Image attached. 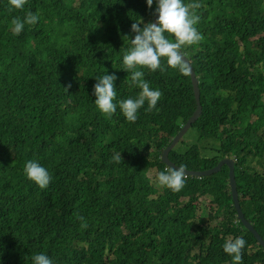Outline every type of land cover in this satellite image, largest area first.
Returning a JSON list of instances; mask_svg holds the SVG:
<instances>
[{"label": "trees", "instance_id": "16d2710c", "mask_svg": "<svg viewBox=\"0 0 264 264\" xmlns=\"http://www.w3.org/2000/svg\"><path fill=\"white\" fill-rule=\"evenodd\" d=\"M183 2L201 4L195 27L203 40L184 51L202 113L191 127L198 141L181 140L169 159L190 171L234 159L240 208L264 239V0ZM9 8L0 0V264H33L39 253L53 264H232L223 245L236 237L247 241L243 264H264V250L237 219L227 166L187 177L180 192L158 194L148 177L166 169L163 151L197 108L190 75L143 69L162 99L150 112L145 103L135 123L119 109L140 92L123 70L131 25L152 22L156 0L151 9L146 0ZM29 11L40 19L14 36L11 20ZM104 74L117 76L111 119L94 103ZM116 153L119 164L110 162ZM29 160L50 173L47 189L26 177ZM201 198L210 201L198 214Z\"/></svg>", "mask_w": 264, "mask_h": 264}, {"label": "clouds", "instance_id": "9594fccd", "mask_svg": "<svg viewBox=\"0 0 264 264\" xmlns=\"http://www.w3.org/2000/svg\"><path fill=\"white\" fill-rule=\"evenodd\" d=\"M26 3L27 0H9V10L11 11L13 8L22 10ZM146 3L148 8L151 9L154 0H146ZM200 7L201 4L196 2L185 4L183 0H156V8L153 13L157 16L156 21L144 23L141 19L140 22H134L131 25V31L135 35L133 39L129 40L130 47L126 49L123 56V70L130 75L131 84L138 87L140 92L135 99L128 98L118 102L119 109L128 122L135 123L137 121L138 110L145 103H147L146 111L155 110L158 101L163 97V93L159 89H153L150 82L144 79L145 72L143 69L152 72L158 70L164 73L170 68L183 76L190 75L191 66L184 48L196 45L203 40L202 34L195 27L201 19L196 12ZM39 19L40 17L31 11L23 19L19 16L14 17L11 20L12 34L14 36L20 35L25 25H36ZM141 24H143L142 27ZM169 36L174 37V39H170ZM116 79L115 74H104L96 78L97 83L93 86V94L96 96L94 103L107 119H111L117 111V103H114L117 95L114 83ZM70 87L69 84L64 90L68 92ZM177 145L175 148H177ZM110 162L121 163V153L114 154ZM24 172L26 177L35 182L40 189L44 190L49 187L52 177L38 161H27ZM187 177L191 176H187L184 165H181L178 169L166 166V169L157 175L159 188L156 184L153 186L159 191L158 194H161L160 191L163 187L173 192H180L186 186ZM76 218L81 221L82 229L88 227L84 217L77 214ZM246 244L247 241L242 237L229 238L225 241L223 250L232 257V264H243V250ZM32 261L33 264H53V261L44 253L34 255Z\"/></svg>", "mask_w": 264, "mask_h": 264}, {"label": "water", "instance_id": "95a60500", "mask_svg": "<svg viewBox=\"0 0 264 264\" xmlns=\"http://www.w3.org/2000/svg\"><path fill=\"white\" fill-rule=\"evenodd\" d=\"M157 19V16H153L152 22H155ZM188 59V57H187ZM189 64L191 66V71H190V77L193 85V90H194V95H195V101L197 108L191 118L188 120V122L182 127L180 132L177 134V136L174 137L172 143L164 150L163 156H162V162L167 166V167H173V168H179L176 166L170 159H169V153L175 148V146L182 140L184 135L189 131V129L192 127V125L199 119L202 113V105H201V93H200V88H199V80L198 77L192 67L191 61L188 59ZM227 166L229 168V186L231 189V195L233 198L234 206L235 209L237 210V215L238 219L240 222L243 224V226L252 233L260 247L264 250V239L260 236V234L256 231L254 226L244 217V214L240 208V203H239V194L237 191V182L235 178V162L234 160L230 158H224L219 164L210 169V170H205V171H190V170H185L187 176L191 177H208L211 175H214L218 172L221 171L222 167Z\"/></svg>", "mask_w": 264, "mask_h": 264}, {"label": "rangeland", "instance_id": "374dc122", "mask_svg": "<svg viewBox=\"0 0 264 264\" xmlns=\"http://www.w3.org/2000/svg\"><path fill=\"white\" fill-rule=\"evenodd\" d=\"M199 132L195 129H190L186 135L182 138V141L186 145L194 144L198 141ZM179 149V147H178ZM157 175L158 172L156 169H152L148 172V177L151 180L153 184H156L158 187V181H157ZM159 188V187H158ZM209 199L208 198H201L198 204V214L203 211V209L207 208L206 205H209Z\"/></svg>", "mask_w": 264, "mask_h": 264}]
</instances>
